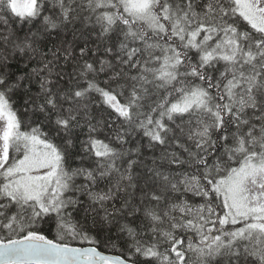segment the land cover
I'll return each mask as SVG.
<instances>
[{
	"label": "snow or ice",
	"instance_id": "1",
	"mask_svg": "<svg viewBox=\"0 0 264 264\" xmlns=\"http://www.w3.org/2000/svg\"><path fill=\"white\" fill-rule=\"evenodd\" d=\"M0 264H264V0H0Z\"/></svg>",
	"mask_w": 264,
	"mask_h": 264
},
{
	"label": "trees",
	"instance_id": "2",
	"mask_svg": "<svg viewBox=\"0 0 264 264\" xmlns=\"http://www.w3.org/2000/svg\"><path fill=\"white\" fill-rule=\"evenodd\" d=\"M72 246H88V245H81L79 242H72Z\"/></svg>",
	"mask_w": 264,
	"mask_h": 264
},
{
	"label": "water",
	"instance_id": "3",
	"mask_svg": "<svg viewBox=\"0 0 264 264\" xmlns=\"http://www.w3.org/2000/svg\"><path fill=\"white\" fill-rule=\"evenodd\" d=\"M76 247H80V246H76ZM86 247V246H85Z\"/></svg>",
	"mask_w": 264,
	"mask_h": 264
}]
</instances>
